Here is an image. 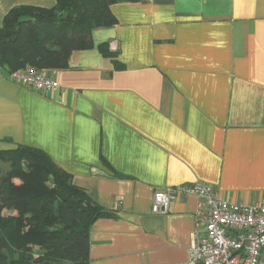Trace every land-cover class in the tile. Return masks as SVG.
Returning <instances> with one entry per match:
<instances>
[{"label": "crops", "instance_id": "crops-1", "mask_svg": "<svg viewBox=\"0 0 264 264\" xmlns=\"http://www.w3.org/2000/svg\"><path fill=\"white\" fill-rule=\"evenodd\" d=\"M55 5L0 0V29L14 9ZM111 13L117 24L94 30L92 49L48 71L49 92L0 67V153H46L109 213L90 228V264L185 263L203 200L154 214L156 192L203 183L241 205L264 197V0H142Z\"/></svg>", "mask_w": 264, "mask_h": 264}, {"label": "trees", "instance_id": "trees-1", "mask_svg": "<svg viewBox=\"0 0 264 264\" xmlns=\"http://www.w3.org/2000/svg\"><path fill=\"white\" fill-rule=\"evenodd\" d=\"M140 2L56 0L52 9H14L0 29V67L8 76L68 69L73 52L94 47V30L117 24L112 6ZM99 50L111 55L107 44ZM2 159L9 169L0 170V264H90V228L109 213L46 153L20 146Z\"/></svg>", "mask_w": 264, "mask_h": 264}, {"label": "built area", "instance_id": "built-area-1", "mask_svg": "<svg viewBox=\"0 0 264 264\" xmlns=\"http://www.w3.org/2000/svg\"><path fill=\"white\" fill-rule=\"evenodd\" d=\"M112 51H116L114 45ZM13 82L41 93L57 87L48 72L19 70L8 76ZM203 200L195 216L189 260L181 264H264V197L254 205L223 200L209 185L193 183L158 191L151 211L167 214L179 198Z\"/></svg>", "mask_w": 264, "mask_h": 264}, {"label": "rangeland", "instance_id": "rangeland-1", "mask_svg": "<svg viewBox=\"0 0 264 264\" xmlns=\"http://www.w3.org/2000/svg\"><path fill=\"white\" fill-rule=\"evenodd\" d=\"M9 169V161H6L4 159L0 160V170L5 172ZM43 255V253L39 249H34V258L36 260H39V257ZM17 258V256H16ZM34 264H41V263H34Z\"/></svg>", "mask_w": 264, "mask_h": 264}]
</instances>
